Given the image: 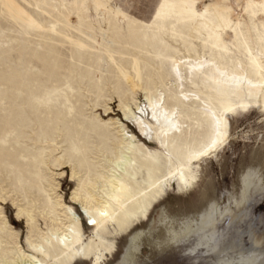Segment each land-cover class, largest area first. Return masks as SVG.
<instances>
[{"label": "bare ground", "instance_id": "6f19581e", "mask_svg": "<svg viewBox=\"0 0 264 264\" xmlns=\"http://www.w3.org/2000/svg\"><path fill=\"white\" fill-rule=\"evenodd\" d=\"M242 1H247L242 10L247 16L241 13L233 19ZM220 3L211 17L193 9L175 22L170 10L160 11L159 33L147 28L152 33L139 37L129 33L136 29L134 22L127 25L124 17L118 23L110 22L105 11L98 26L81 21L64 25L67 30L76 27L83 57L80 46L68 40L64 29L41 38L45 51L37 58L43 76L33 77V68L26 78L15 68L0 70V87H4L0 93V186L12 179L10 187L23 191L21 201L26 204L14 199V205L17 217L26 218L31 229L29 250H25L0 208V264H73L78 257L91 255L82 221L58 194L60 184L50 169L59 138L57 144H65L66 149L56 160L72 168V178L78 180L72 201L89 216L90 226L105 234L109 222H114L120 231H127L159 200L165 169L179 171L181 179H195L194 161L216 153L228 141L229 125L214 102L212 77L231 96L258 98L264 105V0ZM209 30L215 36L210 48L203 40ZM98 37L103 54L94 59L87 53ZM128 38L140 41L131 44ZM66 44L72 52L68 66L57 48ZM177 45L187 55L177 56ZM233 52L236 60L230 56ZM116 62L119 67L115 68ZM85 84L93 94L94 109L104 107L105 113L111 110L106 102L113 101L108 95L112 90L126 121L141 137L119 121L104 122L98 115L88 119L86 97L80 93V85ZM189 86L201 87L204 97L189 93ZM135 88L145 93L144 102L136 100ZM93 136L99 149L93 146ZM213 138L218 139L216 146L202 154ZM156 142L159 153L149 145ZM260 156L254 155L250 166L241 171L237 190L226 194L224 204L212 182L209 189H203L200 207L177 214L163 208L153 247L181 248L191 256L237 249L235 255L213 264H264V241L251 234L246 243L239 232L231 231L247 217L253 198L264 192V158ZM34 199L50 223L47 232L37 225ZM0 200L6 202L2 190ZM151 230L152 226L133 234L117 264H135L141 246L153 235Z\"/></svg>", "mask_w": 264, "mask_h": 264}, {"label": "rangeland", "instance_id": "374dc122", "mask_svg": "<svg viewBox=\"0 0 264 264\" xmlns=\"http://www.w3.org/2000/svg\"><path fill=\"white\" fill-rule=\"evenodd\" d=\"M246 3L247 1L240 2L242 8L233 13V19H236L237 14L241 13V15L247 16L242 12ZM161 5H163L162 8ZM219 5H223L220 0H147V4H142L140 0H0V70L9 71L10 67L15 68L26 78L28 69L33 68L32 71L35 74L33 77L43 76L42 64L37 58L45 51V44L41 38L47 35L54 36L64 29L68 34V40L73 42L74 45L80 46L79 52L83 57L85 50L83 45H79L76 27L73 26V29L68 28L67 30L64 25L77 24L81 21L85 23L93 22L98 26L97 23L104 19L103 13L105 11L109 12L108 17L105 19L110 22L115 21L118 23L117 21L123 17L125 18L123 23L127 25L134 22L136 29L131 30L129 33L139 37V35H150L152 32L159 33L160 19L156 16V12L170 10L175 22L186 18L187 12L193 9L211 17L214 14L215 7ZM241 21L242 23L245 22L243 18ZM147 28H150L149 30L152 32H147ZM214 37L212 31L204 32L203 40L207 43L208 48L213 44ZM128 41L131 44H137L140 38H128ZM101 43L102 41L98 37L95 45L90 47L91 49H89L87 55L96 59L100 54H103L100 53ZM197 45L200 46L199 43ZM219 45L221 44L219 43ZM176 47L178 49L177 56L187 55L182 47L179 45ZM57 48L62 60L68 66L72 58L70 44L58 45ZM199 52H202L201 48H199ZM206 52L208 53V51ZM230 56L233 60L237 59L235 52L231 53ZM107 61L110 66H113L112 60ZM166 66L168 68L169 63ZM114 67H119V62H116ZM210 82L214 102L222 110L224 118L228 121V141L216 153H211L200 161H194L195 179L194 177L181 179L179 171H171L170 173V169H165L163 171L164 178L160 184L161 196L159 200L155 202L153 208L145 216L143 215L138 220H134L135 222L127 231H120L114 222H109L107 225L108 232L105 234L90 226L89 216L79 204L75 205L72 201L73 192L78 188V180L72 178V168L69 165H64L66 161L59 162L56 160L66 149L65 144H57L61 141V138L57 140L55 143L56 151L50 157V169L56 182L60 184L58 194L64 198L67 206L74 208L76 216L81 219L86 237L85 244L91 250L90 256L82 255L73 264H117L125 254L129 238L142 230H150L151 226L150 234L154 235L151 236L153 239L150 237V241L145 240L137 255L135 264H213L217 259H228L236 254L237 249H235L236 251L229 249L220 254L201 251L197 255L191 256L188 253L186 255L181 248L153 247V242L159 235L156 225L163 208H168L177 214L180 211H191L200 207L203 189L210 188L212 182L216 192L218 191V195L222 197V204H224L226 194L232 192L233 189L237 190L239 175L246 166H250L254 155L260 156L261 154L263 157H260L264 158V105L258 98L231 96L227 87L216 80L215 76L211 78ZM135 89L136 100L144 102L145 93L140 88ZM3 90L4 87H0V93ZM188 91L202 97L205 95L201 87L189 86ZM110 92L111 94H108L109 99L113 98V101L106 102V104L109 105L111 110L105 113L104 107L94 109V97L87 84L80 85V93L86 97L84 100L88 105L85 108L88 119L98 115L104 122L119 121L129 126L134 135L141 137L139 130L126 121L118 97L113 94L112 90ZM3 107L6 108L7 105ZM133 108L135 107L133 106ZM115 128L116 126L113 127V132H116ZM93 137V146L99 149L100 145L97 138ZM149 145L156 153L161 152L159 143ZM41 147L42 145L37 144L38 149H41ZM100 157V160L104 159L102 154ZM262 174H264V170ZM13 182L12 179H5L2 182L0 190H2V197L6 199V202L0 200V208L19 234L21 245L25 250H29L27 239L30 237L31 229L26 218L17 217L18 208L14 205V199L26 204V202L21 201L25 194L16 186L10 187ZM260 194H257L247 206L249 211H247V217L236 229H231L232 232H239L246 243L250 242L251 234L264 241V192L262 191ZM33 204L37 225L42 231L47 232L50 223L43 219L39 211L40 202L34 199ZM100 237L102 241L99 240ZM231 250L234 252L232 251V253Z\"/></svg>", "mask_w": 264, "mask_h": 264}, {"label": "snow or ice", "instance_id": "6c2138e0", "mask_svg": "<svg viewBox=\"0 0 264 264\" xmlns=\"http://www.w3.org/2000/svg\"><path fill=\"white\" fill-rule=\"evenodd\" d=\"M140 2L142 4H147V0H140ZM161 8L163 7V5L160 6ZM160 13L156 12V16L159 17ZM219 136V133H217V137ZM218 143V139L213 138L210 140V142L206 145L205 151L202 153L204 155H206L209 151H211L216 144ZM93 223H95V221H93Z\"/></svg>", "mask_w": 264, "mask_h": 264}]
</instances>
